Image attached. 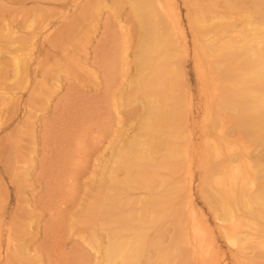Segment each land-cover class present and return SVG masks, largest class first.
I'll list each match as a JSON object with an SVG mask.
<instances>
[{
  "label": "bare ground",
  "instance_id": "obj_1",
  "mask_svg": "<svg viewBox=\"0 0 264 264\" xmlns=\"http://www.w3.org/2000/svg\"><path fill=\"white\" fill-rule=\"evenodd\" d=\"M59 1L66 3L68 0ZM71 1L75 3L77 0ZM124 1L130 5L133 19L138 20L137 23L140 25L134 30L132 27L126 28L127 33L131 30L132 32L127 34L125 31V36L134 37L136 38L134 42L137 41V65L134 75L129 77V82L133 89L130 88L131 95L142 101L143 110L140 118L135 121L138 129L133 130V136L130 134L132 137H127L128 140L120 137L119 141L116 143L114 141L112 155L115 157L110 159V164L104 163L102 175L97 176L102 177L98 181L97 194L88 204L91 214L96 216L105 214L108 217L104 220L106 218L104 216V219L96 222L100 224L101 231L103 228L102 233H98L97 226L92 231L95 243L102 247L104 252L101 259H104V264H153L152 251H156L160 264H227L226 260L218 257L214 248H211L216 244L211 226L205 223L203 225V219L201 222L193 209L186 213L182 209L175 211L170 203L168 209H172L170 212L172 231L160 238L155 236L158 239L152 241L146 239L148 230L145 231V226L149 223L153 225L152 222L157 223L160 220L156 210L159 206L156 203L162 197L153 196L154 190L158 191L165 183L164 186L172 191L183 190L186 197L191 194V183L188 178L186 180L182 178L184 181L181 183L180 179L166 177L160 179L162 184H159L160 181L157 184L154 183L153 174H149L154 173L153 168L162 165L172 170L169 172H177L179 176L178 171L181 172L179 168L184 169L187 163L183 161V166L182 164L178 166L176 162L173 163V159L182 151L187 160L188 148L193 144L188 125L192 115V98L191 95L188 97L182 84V77L185 75L182 58L187 40L185 42V38L183 39L177 22V0ZM92 2L98 9L100 2L101 4L114 2L117 5L124 3L122 0H87L83 4L85 8L80 7L84 11L78 15H86ZM184 3L190 8L187 13L194 39L195 70L201 82L204 101V114L200 124L204 157L202 190L206 197L215 198V202H211L215 205L213 209L215 218L221 222L217 226L224 237L236 246L233 264H264V225H260L257 220L264 221V0H185ZM53 5L50 6L51 9ZM58 6L55 7L58 9ZM47 7L49 12H52L50 7ZM32 12L37 17L41 15L38 9ZM74 13L75 11L71 13L69 11L67 15L66 11L62 14L64 22L58 30L44 36L45 44L61 43L70 36L71 31L80 27L84 20L83 15L79 16L82 18L80 19L78 15L73 16ZM22 14L26 16L24 15L26 12ZM41 16L38 23L37 18L26 16L31 19L26 23V28H30V31L23 36L20 34L23 32L21 26L8 22L12 26L6 27L10 32L8 31L9 35L6 40L4 39L6 42L4 44L8 45L6 50L14 64L12 78L16 81L14 84L11 83L12 85L22 87L21 83L24 82L26 87L25 83L29 81L32 60L29 49L37 47L38 30L46 29L50 24L49 15L44 18ZM46 17L48 19H45ZM107 53L105 59L114 64L115 54L111 53V50ZM8 65L11 64L7 63L6 68ZM34 71L37 72V69ZM33 83L35 86L32 88H35L36 92L38 83ZM7 84L10 85L8 82ZM12 85L10 88L17 90ZM40 86L39 101H43L41 94L46 93L47 88L43 90L46 86L42 83ZM10 90L6 89L3 92L0 90L2 98L11 100L14 96ZM35 92L32 91L30 96ZM28 107L32 109L34 105ZM39 109L40 107L37 110ZM99 120L100 122L95 123L85 120L82 122L83 125H71V133L65 141H61L62 148L56 151L57 155L61 156L60 178H65L61 182L64 181L65 188L70 192L75 190L76 179L87 168L92 149L106 140L110 119ZM117 139L116 137L115 140ZM159 149L165 150L167 158L156 166L155 163L160 161L153 154ZM173 173L172 175L176 176ZM156 175L159 176V173ZM132 187L145 191L150 198H144L146 196H143L142 192H139L140 195H134L127 191ZM211 187L215 188L214 195H209L212 194ZM53 195L61 201L68 197L61 191ZM57 211L59 215L62 213V209ZM104 227H107L106 230ZM4 235L0 231V264H14L15 260L27 257L23 244L14 241L9 233L6 234V239ZM144 256L147 258L144 259ZM157 261L154 260V263Z\"/></svg>",
  "mask_w": 264,
  "mask_h": 264
},
{
  "label": "rangeland",
  "instance_id": "obj_2",
  "mask_svg": "<svg viewBox=\"0 0 264 264\" xmlns=\"http://www.w3.org/2000/svg\"><path fill=\"white\" fill-rule=\"evenodd\" d=\"M57 1L58 3H56ZM86 1L77 0L74 3L68 0L63 3L59 0H56V2L55 0H0V24L2 25V22L5 23L0 26L1 92L6 89L9 91L11 89L10 85L16 81L15 78H12L14 64L9 57L8 50H6L8 45L4 44L6 43V37L9 35L8 31L10 29H7L10 26L9 23L21 26L22 28H20L23 32H20V34L23 36L30 31V28H26V23L30 22V18H37L38 23L39 18L42 17L41 15H43V18L49 15L48 18L50 20V24L47 25L46 29L41 28L38 30L39 41L37 47L29 49L32 60L29 67V81L25 83L26 87L23 84L24 82L21 83L24 87L12 85L15 86L13 88H17L15 91L13 89L10 90L14 96V100L13 98L11 99L13 103H11L10 99H4L0 95V231L5 234L4 239L7 238L6 234L9 233L14 241H19L18 244H23L25 255L27 256L23 259L15 260L14 264L105 263L104 259H101L104 253L102 247L100 248L95 243L92 231L98 227V233L103 232V228L101 231L100 224L96 222L102 218L104 219L106 215L96 216L91 214L88 204L92 202V199L97 194V185L98 181L102 179L101 170L105 166L104 163L110 164V159L115 157L112 154L116 141H119L120 137L121 139L132 137L134 134L133 130L137 131L138 129L135 121L140 118L143 104L138 98L132 97L130 91L133 89L129 82V77L134 75L137 65V41L134 42L136 39L134 37H126L125 29L132 27V30H134L139 28L140 25L137 23L139 22L138 20L135 21V18L133 19L131 7L124 0H122L124 3L119 4L120 6L114 2L110 4H106V2L101 4L100 2L99 9L93 6L95 4L92 2L90 3L92 8L89 7L87 14H80L84 18L80 23L81 25H79L80 27L71 31L69 37L61 43L48 44L46 42L45 44L44 36L52 34L54 30H58L64 22L63 17H61L62 14L67 11L68 15L69 11L70 13L75 11L74 15H72L77 16L79 12L84 11L81 8ZM184 1L177 0L179 8H177V22L183 39L185 38V42L187 40L186 44L184 43L186 51L182 58V68L185 70L182 84L188 97L191 95L190 98H192V115L188 125L191 130V134L190 132L189 134L193 144L188 148V153H190H187V160L184 158L185 154L182 151L177 153L173 159V163H177L178 166H181V164L183 166V161L187 163L184 169L179 168L181 171H178L179 176H177V172L173 173L174 171L171 172V169L158 165L167 158L164 149H159L158 153L153 154L160 161L155 163V165L157 164L156 166H159L157 167L159 169L153 168L154 173H159V176L154 173L149 174H153L154 183L157 184L158 181H160L159 184H162L160 179L163 180L166 177H169L168 179H180L181 183L184 181L182 178H185V180L188 178L191 183V197H186L183 190L180 192L168 189L167 186H164L165 183L159 187L158 191L154 190L153 196L161 195L159 197L164 200H157L159 202L156 205L159 206V209L157 207L156 210L160 220L157 223L152 222L153 225L149 223L145 226V231L148 230L146 239H148L147 241H152V239H158L163 234L172 231L173 225L170 213L172 209H168L170 203L175 211L182 209L186 213L193 209L201 222V219H203L204 222L202 224L210 225L214 231L216 244L211 248H214L217 256L225 259L227 264H233L236 246L224 237L223 232L217 226L220 221L215 218L213 210L215 205L212 204V202H215V198L207 196V199L206 194L202 190V185L204 184L202 178L204 157L200 124H202L204 114V101L201 92V82L195 70L194 39L187 13L189 6ZM46 4L49 7L53 4L56 5H53V10L50 7L52 12H49ZM55 6H58V9ZM37 9L41 12L40 17H37L32 12ZM22 12H26L24 15L27 17L31 15V17L22 16ZM24 18L26 19L24 20ZM48 18L46 17L45 19ZM20 21L21 23H19ZM24 21L26 22L23 23ZM73 24L75 23L73 22ZM184 40L182 41L184 42ZM110 50L111 53L115 54L116 61L114 64L105 59V55L108 56L107 52ZM7 63L11 65L6 68ZM35 69H37V72L34 71ZM3 73H6L7 76ZM2 75L5 77L3 78ZM7 82L10 84L9 86ZM33 82L38 83L36 92L35 88H32L35 86ZM39 83L46 86L43 90L47 88V91H49L48 87L50 85L48 93L47 91L46 93H44L45 91L42 92L47 95L41 94L43 101H39L40 90L38 89L41 88ZM32 91L35 93L30 96ZM44 96H46V100H44ZM128 97L129 99L127 100ZM29 105H34V108L32 107L31 109L28 107ZM35 106L37 107L35 108ZM38 107H40L39 110H37ZM230 111L234 113L233 110ZM100 118H108L111 122L106 134V140L98 144L97 148L92 149L87 168L76 179L77 186L75 190L70 192L65 188L64 181L61 182L65 178H60L61 156L57 155L56 151L58 148H62L61 141H65L66 137L71 133V125H83L82 122L85 120L90 123L100 122ZM130 134L132 136H129ZM116 137L118 138L117 140H115ZM100 161L103 162V165ZM98 162L100 163L98 164ZM152 165H154L153 162L151 163ZM169 165L171 164L169 163ZM169 170L171 171L169 172ZM165 172L169 173L166 174ZM172 173L176 174V176L172 175ZM99 174L101 175L97 177ZM93 182H95V185ZM180 182H178V185ZM214 189L210 188L212 194L208 192L209 195L215 194ZM57 191L64 192L68 197L62 201L56 199L53 194ZM127 191H131L130 193L134 195H140L139 192H142V195L146 196L144 198L149 197L148 193L135 190L134 187L129 188ZM58 209H62L60 215L58 214ZM164 213H166L167 217ZM94 218L95 220L90 222ZM106 219L108 217L104 220ZM257 220H259L260 225H264L263 220ZM106 228L104 227L105 230ZM155 236L158 238H155ZM164 238L166 239L165 236ZM5 243L6 240L4 245ZM152 253L154 254L151 256L152 263L160 264L157 252L152 251ZM154 260L159 261L154 263Z\"/></svg>",
  "mask_w": 264,
  "mask_h": 264
}]
</instances>
